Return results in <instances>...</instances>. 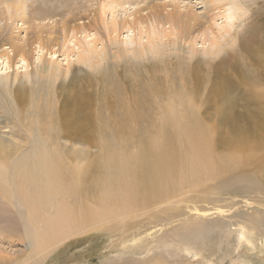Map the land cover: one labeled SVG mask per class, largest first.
I'll return each instance as SVG.
<instances>
[{"label": "rangeland", "instance_id": "1", "mask_svg": "<svg viewBox=\"0 0 264 264\" xmlns=\"http://www.w3.org/2000/svg\"><path fill=\"white\" fill-rule=\"evenodd\" d=\"M13 1L0 0V141L19 139L17 118L23 113L14 101L16 90L26 98L49 93L54 109L59 92L80 94L88 103L80 110L91 136L89 153L83 154L90 158L83 162L91 171L80 201L96 209L106 175V152L100 140L108 139L111 148L126 144L121 150L133 152L138 141L153 134L150 130L160 124L165 111L177 106L176 94L182 86L186 94L201 79L200 94L193 91L190 97L197 101L192 99L201 124L211 128L213 162L208 177L187 174V181L174 183V195L157 194L150 204L128 207L124 217L116 214L41 249L37 233L44 219L56 213L54 202L50 200L38 216L43 221L34 223L17 193L0 192V264H264V0H240L243 10L216 56L209 55L208 39L218 25L204 34L198 32L209 23L207 0H119L126 4L116 10L120 30L112 33L111 40L101 22L96 24L101 29L94 24L97 0H22L23 17L5 11L6 3L15 7ZM155 9L165 15L175 9L193 14L199 24L188 33L164 24L171 35L157 38L155 46L147 43L146 32L138 38L135 28L136 42L129 41L125 35L130 33L122 28L127 15H150ZM106 16L110 22V15ZM215 21L227 28L229 20L217 15ZM81 22L98 31L99 39H93L98 41V54L88 64L76 61L73 43L62 46L63 31ZM251 37L255 42L250 45L257 48L254 54L241 48ZM12 43L23 47L20 54L24 51L25 62L11 49ZM227 122L229 128L224 127ZM37 132L32 130L25 152L32 157L42 140ZM64 139L67 145L74 142ZM69 146L68 156L81 158L76 150L82 146ZM231 154L240 163L224 160ZM218 158L222 166L217 165ZM12 173L8 168L7 174ZM8 175L4 183L14 190Z\"/></svg>", "mask_w": 264, "mask_h": 264}, {"label": "bare ground", "instance_id": "2", "mask_svg": "<svg viewBox=\"0 0 264 264\" xmlns=\"http://www.w3.org/2000/svg\"><path fill=\"white\" fill-rule=\"evenodd\" d=\"M97 2V9L92 14L94 24L101 22L103 33L108 40H111L112 33L117 35L120 30L116 10L123 8L126 2L119 0H97ZM207 2L210 4L206 10V19L209 23L198 32L204 34L205 30L212 31L213 25H218L217 32L213 33L211 39H208L212 49L209 51V55L213 56L212 54H214L216 56L221 52L220 47L223 45L222 42L225 41V37L229 36L228 30L234 25L233 20L238 16L239 11L243 10V4L240 0H207ZM13 3L14 8H11L12 4H5L7 14L13 16L16 14L15 17L22 15L20 17H23L25 8L22 0H14ZM12 12L15 14H10ZM107 14L110 15V22L107 21V18L105 19ZM130 15H127L128 20L123 21L122 25V28L130 33L125 36L130 37L129 41L132 43L136 42L134 40L135 34H132L135 32L133 29L136 28L139 32L138 38L146 32V41L151 46H155L157 38L171 35V32L166 33V29L163 28L165 25L170 29L174 26L180 31L184 29L188 33L199 24L195 15L181 13L176 9L166 15L161 9L151 11L150 15L136 16L133 14L132 17H129ZM217 15L224 16L225 20H229L227 28L225 24L221 26L216 23ZM81 23L82 25L75 23L68 31H63L62 46L68 47V44L73 43L77 50H75L76 61L90 63L94 59L93 56L98 54V48L96 49L98 41L93 42L95 36L96 40L99 39L97 38L98 31L91 28L92 25L86 27L84 22ZM96 26L101 29L99 25ZM160 27L162 28L160 29ZM91 35L93 38H90ZM114 41L117 40L114 39L111 43ZM251 41L255 42V38L251 37L249 42H242L241 48H245L254 54L257 48L250 45ZM192 42L195 43L194 38ZM182 43L184 46L187 42L183 40ZM12 44L11 49L14 48L15 51L13 52L19 54L21 61L25 62L22 57L24 51L20 54L23 47L14 45L15 43ZM124 44H127V39L124 40ZM101 48L102 46L99 50ZM138 52L140 54L141 50ZM55 53L54 51L49 52L50 55H55ZM172 81L174 82V79ZM195 82L198 85L193 84L192 88L186 89V94L182 93L185 89L182 86L183 89L176 94L177 106L171 105V109L165 111L160 124L152 130L149 129L153 134L147 139L138 141V144L132 149L133 152L121 150L126 144L111 148L108 139L100 140V145L105 148L106 152V175L101 182L104 193L98 197L97 201L98 207L101 206L99 209L98 207L92 208L87 202L80 201L81 192L91 171L89 170V163L83 162L90 159L83 154L89 153L88 147L91 145V136L87 132L84 115L80 110L82 108L87 109L88 103L76 92L61 91L57 95L58 105L54 109L49 93H45L44 96L34 94L32 98H26L21 93L22 90L14 92L15 104L18 108L20 107L23 113L17 118L19 130L16 135L19 139L18 141L15 139H8L7 141L1 139L3 141H0V178H3V183L6 182L8 168L11 169L14 173L9 174L8 178L13 183L14 190L7 183H1L0 192L4 196L17 193L26 204L34 223L39 222V220L43 221V219L38 220V216L42 214L50 200L54 202L56 213L44 219L42 230L37 233L38 248H46L55 241L62 240L75 232H82L96 224L103 223L116 214L124 217L128 214V207L131 205L139 206V203L150 204V199L158 196L157 194H165L167 191L168 196L174 195L173 184H181L182 181H187V174L207 177L210 175L213 162L211 160L213 143H211L209 133L211 128L201 124L200 113L194 105L196 100L190 97L193 91H199L200 94L202 85L199 87V82L201 79ZM26 107L32 108L31 113H28L29 115L23 112ZM128 120L129 116L127 117ZM135 122L136 120H134ZM229 124L230 122H227L224 127L229 128ZM233 126H236V123ZM34 128L40 133L42 140L33 151L37 153L36 156L32 157V154L25 152L28 149V141ZM64 138H72L74 142L71 143L72 145L68 143L69 146L67 142H64V140H68ZM77 145L82 146L76 150L81 153L79 156L81 158L68 156L67 146ZM119 150L121 151L118 152ZM75 152H72L73 155ZM224 160L240 163V158L234 154L224 157ZM217 165L222 166L221 158H218ZM197 176L195 177L196 180ZM9 179L7 180L9 181ZM241 237H245L246 242L251 243L244 234Z\"/></svg>", "mask_w": 264, "mask_h": 264}]
</instances>
